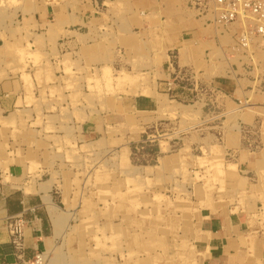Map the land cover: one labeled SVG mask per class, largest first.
Segmentation results:
<instances>
[{
  "label": "rangeland",
  "instance_id": "obj_1",
  "mask_svg": "<svg viewBox=\"0 0 264 264\" xmlns=\"http://www.w3.org/2000/svg\"><path fill=\"white\" fill-rule=\"evenodd\" d=\"M126 1L111 6L113 14L88 37L71 42L50 30L38 34L31 15H17L18 8L29 13L33 0L1 2L0 69L21 73L26 101L0 110V151L52 185L59 206L51 205L52 219L60 214L66 220L58 227L53 222L54 246L43 251L48 264H111L139 256L157 264H199L193 240L202 210L216 204L258 209L254 216L264 230V196L242 191L228 153L231 111L240 105L209 86L227 74L243 77L251 89L237 94L245 120L259 115L253 129L264 136V35L242 45L241 23H216L211 10L184 0L186 13L216 28L217 47L209 62L205 46L186 45L197 78H173L168 93L159 69L151 68L158 56L153 60L150 52L160 48L142 24L157 26L160 16L140 9L129 15ZM129 16H135L136 32L128 30ZM178 88L187 93L179 96ZM253 150L264 159V148Z\"/></svg>",
  "mask_w": 264,
  "mask_h": 264
},
{
  "label": "crops",
  "instance_id": "obj_2",
  "mask_svg": "<svg viewBox=\"0 0 264 264\" xmlns=\"http://www.w3.org/2000/svg\"><path fill=\"white\" fill-rule=\"evenodd\" d=\"M118 1L121 0H33L27 9L29 13L24 14L20 8L16 12L17 15H31L33 22L38 25V34L50 30L59 39L65 37L71 42L78 36L88 37L90 31L94 32L106 23L107 15L113 14L111 6L118 4ZM1 2L2 0L0 12ZM126 5L129 15H136L137 9H140V12L150 11V14L160 16V24L157 26L149 27L146 20L142 24L151 31L153 45L160 48L153 49L150 53L153 60L154 56H158L155 58L158 60L157 65L151 68L159 69L161 82L164 84L175 78L189 76L195 80V57L185 46H205L204 59L209 61L210 53H214L217 47L216 28L211 27V23H204L199 15L186 13L184 0H127ZM133 17L135 16L128 17V30L136 32L138 26ZM1 20H4L3 15H0ZM233 39L228 33V42ZM5 70L3 72L0 69V110L7 113L19 101H26V85L21 73L16 75L8 71V68ZM204 70L206 69H200V74L204 75ZM227 71L233 75L236 72L232 68ZM223 78L212 82L213 84L209 83V86H214L213 88L226 95L228 103L230 100L240 105L231 111L233 119L228 125V153L233 156L230 163L238 167L239 178L236 179L241 184L242 191L245 189L250 195L264 196V159H258V153L253 150L257 147L264 148V136H258L253 129L259 115H252V122L246 121L244 106H241L242 98L237 96L238 92H249L250 86L243 85V77L234 79L227 74ZM177 92L179 96L187 93L179 88ZM198 93L200 95L201 91ZM229 93L232 96L229 97ZM253 137L255 139L251 140ZM245 138L247 141L244 145L242 141ZM256 142L258 145H254ZM243 149L248 151L246 160L241 157ZM8 160L10 157H7V153L0 151V264H31L38 251H46L54 244L50 208L51 205L55 206L58 211L59 206L53 200L52 185L47 180L33 179L25 164ZM237 207L225 203L202 210L198 234L193 240L199 264H264V230L259 225L260 218L256 220L258 217L254 216L259 211ZM17 215H23L27 219L23 259L16 256L5 227L7 219ZM250 235H254V243Z\"/></svg>",
  "mask_w": 264,
  "mask_h": 264
},
{
  "label": "built area",
  "instance_id": "obj_3",
  "mask_svg": "<svg viewBox=\"0 0 264 264\" xmlns=\"http://www.w3.org/2000/svg\"><path fill=\"white\" fill-rule=\"evenodd\" d=\"M203 10L212 11L214 20L221 25L241 23L242 33L239 40L242 45L250 41L255 34L264 35V0H191ZM175 81L164 83V90L172 93ZM27 219L23 215L9 217L5 227L10 235L12 247L19 259H23L25 250V229ZM43 251L35 254L32 264H47ZM25 264V262L23 263Z\"/></svg>",
  "mask_w": 264,
  "mask_h": 264
},
{
  "label": "bare ground",
  "instance_id": "obj_4",
  "mask_svg": "<svg viewBox=\"0 0 264 264\" xmlns=\"http://www.w3.org/2000/svg\"><path fill=\"white\" fill-rule=\"evenodd\" d=\"M253 37V36H252ZM251 41H252V39H251ZM250 41V42H251ZM247 44V43H246ZM170 102H174V100H170ZM171 104V103H170ZM172 106V105H171ZM174 106H176V107H179V108H182L183 110H186V106H184V105H179L178 103L177 104H174ZM7 176H8V174H6ZM5 178H6V176H5ZM4 178V179H5ZM8 178V177H7ZM6 181V180H5ZM31 188V187H30ZM52 207V206H51ZM54 207L55 206H53V209H54ZM56 209V208H55ZM54 211V210H53ZM56 213V212H55ZM54 214V213H53ZM53 214H51L52 216H53ZM57 214V213H56ZM55 215V214H54ZM58 216H60V217H55L54 218V220H53V222H55V225L57 226H62L63 224L62 223H64L65 222V220H66V218L64 217L63 219L61 218V215L60 214H57ZM56 215V216H57ZM54 225V224H53ZM57 226V227H58ZM65 229H66V227H65ZM64 229V230H65ZM61 230V229H60ZM62 231H63V229H62ZM54 246V245H53ZM56 250V249H55ZM54 251V250H53ZM52 252V251H51ZM58 253V252H57ZM123 253V252H122ZM53 254H56V253H53ZM43 255L46 257V259H47V264H48V258H49V255H48V252H46V253H43ZM123 256H124V254H123ZM134 256V255H133ZM137 256V255H136ZM113 258V257H112ZM106 259V258H105ZM114 259V258H113ZM124 259V261H120V262H113V263H111V264H157V261H153V260H150L148 257H141V256H139V257H136V258H127V257H125V258H123ZM50 260H51V262H54L55 261V256L54 257H52V258H50ZM58 262V261H57ZM56 261L54 262L55 264L57 263ZM50 264V263H49ZM52 264V263H51Z\"/></svg>",
  "mask_w": 264,
  "mask_h": 264
}]
</instances>
